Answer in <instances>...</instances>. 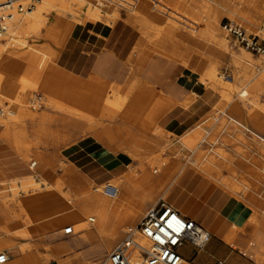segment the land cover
Returning <instances> with one entry per match:
<instances>
[{
    "label": "rangeland",
    "instance_id": "obj_1",
    "mask_svg": "<svg viewBox=\"0 0 264 264\" xmlns=\"http://www.w3.org/2000/svg\"><path fill=\"white\" fill-rule=\"evenodd\" d=\"M4 1L5 0H3V2ZM245 1H253L258 3L257 6L258 13L257 12L251 13L250 9H246L245 7L247 3ZM19 2L24 6L30 4L32 5L31 10L37 12L40 10L43 11V13L41 14V18L37 21L36 26L34 27L33 30H29V27L27 25H24L22 29L15 25L13 29L14 31L7 30L6 33L4 32L6 34L5 38L2 37L3 39H0L1 40L0 44L4 43V41H7V43H9L7 44L9 46H7L5 50H3L2 54H10L11 57H13L12 64L10 63L6 65L7 74H11L10 77L11 81L10 83L5 85L4 93H0V101L1 104L6 105L7 108L14 109L16 112L15 115L18 116L16 119H14V121L10 125L9 139H8V144H10V147L8 149H5L3 152H1L5 159L4 162L1 163H3L5 166H9L11 163L16 161L15 160L16 158L19 159L21 157L23 160H25V165L27 167V172L25 173V176L26 175L28 176L19 179L0 181V200L14 197V191H19L17 194V199L19 204H21L25 200L27 194H33L35 197H43L48 192L47 183L45 182L47 181L56 185L55 188L58 190L56 193L58 199L61 202H60V207L58 208L46 207L44 209L45 210L44 213L52 214L50 219L47 221L44 220L43 222L41 221L37 231L30 232L25 236H22L19 233H21V231L24 229L31 228V224L29 220L23 221L19 225H16L14 227V230L8 231L5 230V228H7L8 225H10V223H12L10 222V218L7 217L4 219L0 217V237L4 238L10 243L13 242L18 245H24L27 246L28 248L23 251H17L12 249L7 251L5 250L4 252L7 253V255H9V257L12 260H20V259L22 260L25 258L26 255H31L39 252L38 254L41 257L40 258L41 260L38 264H67L66 261H73L75 258L78 257L80 258L79 261H83V259H85L86 261L85 264H89L90 261H96L98 262L97 264H104L105 261L109 260L108 256L111 253L112 249L117 244H119V242L125 236H127L133 230V228H136L137 224L142 219L143 214L149 208H147L145 211L142 208V211L139 212L138 216H132L127 227L121 230V233H123L122 239L115 240L111 244H107L105 243V241H103V239L99 240L98 238H96L95 239L96 241L93 242L80 241L78 244L74 245L66 253H64L63 256L55 257L54 259H52L53 256H51L48 252L46 253L44 251V248L46 246L47 247L57 246L59 243L69 241L71 238L75 237L76 235L81 234L80 231H76V230H74L75 233L73 235L65 234L64 227H68L69 225H71V223L68 222L67 219L64 220L62 219V214H63L62 211H64L65 208L63 207H65L66 205L71 206V200L81 193V191L79 193H76L74 197L71 198L70 201L66 200L65 198L66 194L70 193L73 195L74 193V190L72 188L73 183H70V181H72L73 179L77 180L82 178V182L79 185L80 189L86 186L88 184V181L85 180V178L81 174H79L78 170L74 166L71 165L67 166L66 160L61 155L62 149L71 145L72 141L76 140L77 138L75 136L71 137L68 132V129H70L71 124L74 123V119L72 117L60 116L59 113L54 108H50V109L46 108L47 106L44 101H46L50 96L48 94H45L41 89V86L44 84V81L41 78H34L27 71L28 66L34 62L36 68L38 69V65L40 64L42 58H45L47 60H53V62L46 60L44 67L42 69H39V71H43L45 70V68H50L51 70L50 75L52 77H55L54 84L57 82L56 83L57 86H59V88L62 89H69V87L71 89L72 88L75 89L76 86L75 84H73L72 80L73 78H75L74 76L76 77L78 76L72 75V73L65 71L64 69L57 66L56 63L59 56V50L62 49L63 46L60 44V41L56 40L55 38L41 37L45 33L43 26L45 21L48 22V21H53L55 19L56 20L59 19L60 21H58L54 29H52V32L53 34H55V32L59 31L60 32L59 35H63L62 32L63 20L75 21V24L77 23L76 25H82L86 21L88 22V20H86V13H85V11L88 9L89 6L88 2L99 6H103L102 0L83 1L86 4H83L82 11H79V14L78 15L75 14L74 17H71L72 11L74 12L76 11V9L77 11L80 10L78 5V0H19ZM206 2H208V0H193V1L186 0L185 4L187 3L189 10L194 14L195 10L197 11V9L201 5H206L205 4ZM65 3L67 4L69 3V4L66 6ZM208 5L209 6L207 11L202 15L204 16L206 21H208L207 23L208 26H210L211 23L216 24L218 22L217 24L219 25V31H220L219 33L222 37L226 39L230 47L227 56L231 58H235L240 63V67L245 73H250L253 72L254 70L257 73L262 72L261 68L264 66L263 53L253 52L250 49H247L245 46L239 43V41H237V39L233 35L227 33L222 28V24L227 21H230L242 25L247 30L248 33L259 34L260 35L259 41L264 46V33L262 31L264 29V25L263 23H260V21H263L264 18L261 17V14H264V0L236 1L234 3V9L237 17L233 16L232 13L223 9V11H221L220 14L217 15L219 16L218 18L216 16L217 13L215 10L216 6H211L210 4ZM64 7L66 11H64L65 10L63 9ZM112 11L113 10L110 6H103L102 15H101L102 19L98 21V23L100 25H107L108 27H110V24L106 21L104 15L110 16ZM174 12H175L174 16L175 18H177L179 16L177 14V11L175 10ZM23 13L27 14L28 12L25 11ZM241 14L242 15L244 14V16H242V18H239ZM178 18L186 22L184 15L179 16ZM246 20L250 21L251 25L247 24ZM186 23L191 25L190 21ZM115 25H117V27L110 41V47L117 56V59H124L126 57V54H129L127 60L129 73L127 77H122V78L111 77L106 79L113 80V82L116 79L117 81L123 82L124 84L128 80V78L131 77L132 74H133L132 75L133 78H135L137 74L142 75L143 70L146 68V66L152 63L154 60L158 59V55L145 59L144 65L140 67V69L137 68L138 51L136 46L142 38L141 33L134 27L127 25L126 23L121 21H119ZM159 58L164 59L166 62H169L164 57H159ZM205 70H206V66L204 65V67L198 72L200 76L203 75ZM180 72H181V68H177V70H175V72L171 75L172 80H177V77L179 76ZM217 73L221 79H225V78L227 79L228 77L229 79H232L234 81L233 76H231V67L224 65L223 63L218 65ZM24 80H25L24 83L26 84L25 85L26 88L27 85L29 86V84L30 87H28V89H24V88L18 89L17 87L18 84H20L21 81L23 82ZM89 80H96L98 82L107 83V84L109 83L103 79H98L94 76H91ZM213 85H214L213 83H208L205 86L213 88V90H215L218 93L219 102L223 103L227 98H229L227 99L228 103L226 104L230 105L231 102H233L234 98L236 97L237 93L235 91L231 92L229 88H226L224 86H218L219 88L218 89L217 86H213ZM220 89L221 91H219ZM227 92H229L230 94ZM197 96L198 95H196V97ZM87 97H88L86 99L87 103L90 102L92 99H94L92 93H88ZM189 97L187 99H189ZM111 98L115 99L114 96H111ZM187 99L184 100L185 103ZM240 103L242 105L247 104L248 106L251 107H253L254 105L257 106L256 104H259L260 106H264V88L261 94H259L256 91L248 92L246 94V97H244ZM67 106L70 108V110L79 109V107L77 106H70V105ZM224 111L232 116H235L238 119H241V117H239L235 113H232L228 108L216 104L213 107V109L208 114H206L198 123H196L195 126L188 133H186L181 137H174L173 139H170L169 137L167 138V140L169 141H167L165 145H163L162 147L155 146L153 149L149 147V142L145 140V138L141 137L142 129L145 127L141 125L140 120L132 119V121H130L129 123V126H131L130 129H135V127L139 128L140 136L138 137V139L142 141L143 138V145L141 146L140 149H147L146 151L149 152L150 154L149 157H145L144 155L136 156L140 158V161L132 157V151H133L132 149H123L124 147L118 148L116 144L108 143L107 140L102 142V144H104L105 146L113 150L118 156H120L129 166L130 170L136 169L142 163H147L148 161H152L154 163V168L158 171L157 174L155 175L153 174L151 178H148L145 181H143L144 183L141 184L139 182L136 183V187H137L136 194L145 192L147 193L148 196L152 197L148 199V201L151 202L150 208L156 205L161 198L163 199L165 198L163 193L154 195L153 188L155 187V184L153 182H155V180L159 178L160 173L163 172L165 166H167L171 161H174L175 163L177 162L181 165L176 170L177 174L180 172V169L182 167L188 166L195 168L197 171L203 173L212 180H214L212 176H210L208 172L205 173V170L204 169L202 170L201 167L199 166H203L202 168L207 169L206 167L211 165L212 168L213 166H215L213 168L215 170L217 165H219L216 168L217 170L215 171L218 172L219 170L220 172L219 177L220 179H222L223 177H227L229 173L228 172L229 170L227 171V169L225 170V167H223L226 164L225 162H227L228 164V160H226V158L222 156L224 152L227 154H231L232 156V161H231L232 163H229L230 165L236 166L238 165V163L240 164L239 167L238 166L236 167L238 171L236 177L233 178L232 176H229L233 183L237 182L241 186L239 193H243L244 195L249 194L251 191H253V185L255 184L257 186L258 193L260 194L263 193V200H264V152L259 147V145H257V143L254 141L255 147L254 146L246 147V145L244 146L243 142L238 139L239 136H237L239 135L238 133H240V131L238 129L232 128L230 123H227L225 126H220L218 128L216 126L213 129H211L210 132L207 131L206 129H203L202 126L198 127L200 124L203 125V122L205 120L213 116H216L220 119H222L223 117L226 118L227 115L223 113ZM33 113L43 114L44 116L45 115L53 116L52 119L56 118V121L52 122L51 124L50 123L41 124V125L36 124L33 127L30 120H26L24 118L26 114H33ZM76 117H77L76 118L77 131H82L83 136L92 135L96 139L100 137H103V139H107L108 135L106 136L105 133L108 130H112L113 128L112 124H110V122L107 120L101 119L100 114L97 112L91 114L88 113V111H85L83 115L78 113ZM98 122L99 123L102 122V123H100L99 125ZM90 126L92 127V129L90 130L92 131L89 130L90 132L86 133L85 130L87 131ZM36 129L40 131V134L38 135L39 137L37 136V139L34 140L31 138V136L27 138L30 144L35 143L34 151L31 152V157L29 159H25L22 157V155L26 151L23 150L22 148L15 147V145L19 144L21 139L24 137L22 134L23 130L34 131ZM244 136L248 140V142L249 141L252 142L254 138V136H250L249 134H246ZM199 137L201 139L203 138V140H201L200 142L198 139ZM195 141L199 142V145L196 147H194V145L192 144ZM0 142L3 141L0 140ZM240 146L242 149L240 148ZM216 149L217 151H215ZM218 149L221 150L225 149V150L224 152L223 150L221 152ZM239 150L241 152H239ZM218 152H221L222 155ZM214 154H216V156ZM212 155L215 158H217L213 160V162L216 160L218 161V162L216 161L215 164L212 162V160L211 161L208 160V158L211 159L213 157ZM37 156L40 157V161L38 162V165H36V167L30 170L29 165H31L34 161H37L36 159ZM243 165H247L249 167L248 170H245L242 167ZM224 172L227 174V176H223L226 175ZM229 175H231V173H229ZM31 176L34 177L35 178L34 180L40 184L35 188H30L29 190L24 191L22 189L23 186L21 180H24ZM242 176L244 177L246 176L248 180L240 182L239 180L242 178ZM111 184L114 186L116 185L114 182H111ZM245 184L246 185L248 184L249 188L245 187ZM104 187L105 185L101 187V191H92V192L101 193L102 195L105 196L106 194L104 193ZM239 193L237 195H239ZM30 208H31L30 206L24 207L20 205H15L14 212L20 213L23 216V219H26L25 214L26 215L37 214V211ZM127 208H130V205L125 204L123 206V209H127ZM130 209H134V207H131ZM71 217L75 218L76 220L77 219L79 220V218L76 215H71ZM85 221H89V220L85 219ZM68 264H73V263L71 262Z\"/></svg>",
    "mask_w": 264,
    "mask_h": 264
},
{
    "label": "bare ground",
    "instance_id": "obj_2",
    "mask_svg": "<svg viewBox=\"0 0 264 264\" xmlns=\"http://www.w3.org/2000/svg\"><path fill=\"white\" fill-rule=\"evenodd\" d=\"M83 1L86 0H78V5L80 10L77 11L76 9V11L74 12L72 11L71 17H74L75 14L78 15L79 11H82L83 4H86ZM185 1L186 0H102V4L103 6H110L113 10L110 16L104 15L106 21L110 24V27L114 26L119 21H121L126 23L127 25L134 27L141 33L142 38L139 42L137 41L138 44L136 46L138 51L137 68L140 69V67L144 65L145 59L157 55L158 57L166 58L168 61L176 62L183 66L190 67L197 72H199L205 65L206 70L203 73V75L200 76L201 86H205L208 83H213L214 84L213 86H217V88L218 86H224L226 88H229L231 92L235 91L237 93L236 97L234 98L233 102H231L230 105L226 104L228 103L227 99H229V98L226 99L227 96L225 97L226 100L223 103L219 102L217 104L225 108H228L232 113H235L239 117H241V119H238L235 116H232L224 111L223 113L227 115L226 118L223 117L222 119H220L216 116H213L205 120L203 122V125L200 124L198 127L202 126L203 129H206L207 131L210 132V130L216 126L218 128L220 126H225L227 123H230L232 128L238 129L240 131V133H238L239 135L237 136H239L238 139L243 142L244 146L246 145V147L247 146L255 147V142H256L257 145H259V147L264 152V106H260L259 104H256L257 106L254 105L253 107H251L248 106L247 104L242 105L240 103L243 100V98L246 97V94L248 92L256 91L259 94L262 93L264 88V66L261 68L262 72L257 73L254 70L253 72L245 73L240 67V63L235 58H231L227 56L230 47L226 39L222 37L219 33L220 31H219V25L217 24L218 22L216 24L213 23L214 25L211 23V25L208 26L207 25L208 21H206V19L202 15L207 11L209 6L208 4H210L211 6H216L215 7V10L217 12L216 16L219 15L220 12L223 11L224 9L232 13L233 16L237 17V15L235 14L234 3L239 0H208V2L205 3L206 5H201L197 9V11L195 10L194 12L195 15L189 10V7L187 3L185 4ZM245 2L247 3L245 7L246 9H250L251 13L252 12L258 13L257 10L258 3L253 1H245ZM4 3L5 1L3 2V0H0V5ZM88 3H89L88 9L85 11L86 20H88V22L86 21L85 23L82 24V26L86 23L97 24L98 21L102 19L101 15H102L103 6L92 4L90 2ZM68 4L65 3L66 6ZM63 9H65V7ZM175 10L177 11V14L179 16L184 15L186 22L190 21L191 25L187 24L185 21L178 18L179 16L175 18L174 16ZM64 11H66V9ZM26 12L28 13L27 14L23 13L21 15H18L17 14L18 11L14 9L11 12V14H14L13 17L8 19L6 22L7 30L14 31L13 29L15 25L21 29L24 27V25H27L29 27V30H33L34 27L36 26L37 21L41 18V14L43 13V11L39 10L37 12L30 10ZM242 16H244V14L243 15L241 14L239 18H242ZM217 17L219 18V16ZM261 17H264V14H261ZM58 21L60 20L55 19L53 21H48V22L45 21L43 26L45 33L41 37L55 38L56 40L60 41V44L64 47L68 39L73 35L75 30L77 29L78 25H76L77 23L75 24V21L63 20L62 21L63 35H59L60 33L59 31L53 34L52 29H54ZM260 23H263L264 25V18L263 21H260ZM247 24L251 25L250 21H247ZM104 26L106 29L110 28L107 25ZM262 31L264 33V29ZM5 33L0 34L1 37L0 39L5 38L6 35ZM7 44H9L7 43V41H4V43L0 44V93H4L5 85L10 83L11 81L10 79L11 74H7L6 65L10 63L12 64L13 57H11L10 54H2L3 50H5L7 46H9ZM46 60L47 59L45 58L41 59L40 64L38 65V69L35 66V62L32 63L31 65L28 66L27 71L34 78H41L44 81V84L41 86V89L45 94H48L50 96L46 101H44L47 106L46 108L47 109L54 108L59 113L60 116L72 117L74 119V123L71 124L70 126L71 130L77 131L76 116L78 115V113L83 115L85 111H88V113L91 114L95 112L99 113L100 118L109 121L110 124H112V127L113 124L117 121L126 120L130 123L132 119L140 120L141 125L147 129L154 130V128L156 127L157 118L161 112L157 109L158 103L160 102V97L154 92L155 90L153 88H151L147 83H145L140 78L138 74L137 76H135V78H133L132 76L133 74H132L131 77H129L124 84H118V83L107 84V83L98 82L96 81L97 79L89 80V79H83L79 76L78 77L74 76L75 78H73L72 81L73 84H75L76 86L75 89L74 88L71 89L70 87L69 89H62L59 88V86H57L56 84L57 82L54 84L55 77H52L50 75L51 72L50 68H45V70L39 71V69H42L44 67ZM47 61L53 62V60H47ZM221 63L231 67V76H233L234 81L232 79H229L228 77L227 79L226 78L221 79L219 77L217 73V68L218 65ZM94 77L101 79L99 76H94ZM24 82L25 80L23 82L21 81V83L18 84L17 86L18 89L19 88L28 89V87H30L29 84V86L27 85L26 88L25 86L26 84ZM221 89L219 91H221ZM88 93H92L94 96V99L90 101L91 103L90 102L87 103L86 100L88 98L87 97ZM198 94L199 91L195 90L191 94L189 99H187L186 103L185 101L183 102L176 99L172 102V104L175 105L182 104L184 106H188L196 98V95ZM111 96H114L115 99H112ZM66 104L70 106H77L79 107V109L70 110V108ZM15 113L16 112L14 109L7 108L6 105L1 104L0 101V140L9 146H10V144H8L9 128L11 123L14 121V119L18 117L15 115ZM24 118L26 120H30L33 127L36 124L38 125L47 124V123L51 124L52 122L56 121V118L52 119L53 116H46V115L44 116L43 114H35V113L26 114ZM90 129H92L91 126L88 128L87 131L85 130V132L89 133L90 131H92ZM22 134L24 137L21 139L19 144L15 145V147L22 148L23 150H25L26 152L22 155V157L25 159H29L31 157V152L34 151L35 143L30 144L27 138L31 136L33 140L37 139V136L40 134V131L37 129L34 131L23 130ZM105 134L106 136L108 135L107 139H103V137H100L97 140L100 141L101 143L107 140L108 143L116 144L118 148L125 147V145L122 142H119L117 140L113 128L112 130H108ZM246 134H249L250 136H254L252 142L251 141L248 142V140L244 136ZM198 139L199 142L203 140V138L201 139L200 137ZM199 142L195 141L192 144L194 145V147H196L199 145ZM218 150H220L221 152L223 150L224 152L225 149L222 150L218 149ZM240 150L239 152L242 151ZM215 151H217V149ZM221 152L218 153L221 154ZM214 155L216 156V154ZM222 156H224L226 160H228V164L227 162H225L226 164L224 163L225 165L223 166L225 167V170L227 169V171L229 170L228 172L231 173V175H229L228 173L227 176L226 174L227 172L225 171L226 173L225 172L224 173L226 175L223 176H227V177H223L222 179H220L219 170H218L219 173L215 171L217 170L216 168L219 165H217L215 170L213 169L215 166H213L212 168V166L209 164H208L209 166L207 165L209 168L206 167L207 169L202 168L203 166H199V167H201L202 170L204 169L205 173L208 172L209 175L212 176L214 180L222 184L231 193L238 194L241 189V186L237 182L233 183L229 176H232L233 178L236 177V175L238 174L236 167L237 166L239 167L240 164L238 163V165L236 166H232L229 164L232 163L231 154H227L224 152ZM36 159L37 161H34L31 164V168H34L36 167V165H38V162L40 161V157L37 156ZM214 159L217 158H215L214 156L211 159L208 158V160L210 161L212 160V162ZM216 161H214L213 163L215 164ZM34 179L35 178L31 176L24 180H21L23 186L22 189L24 191H27L30 188H35L39 186L40 183H37ZM247 180L248 179L246 176L245 177L242 176V178L239 181L241 182ZM45 182L47 183L48 192L46 191L47 193L43 197H35L33 194H27V195L25 194L26 195L25 200L21 204H19L17 199V194L19 191H14V197L0 200V217L4 219L8 217L10 218V222H12L10 223V225H8L7 228H5V230L12 231L14 230V227L16 225H19L25 220H29L31 224V228L24 229L21 231V233H19L20 235L25 236L30 232L37 231L41 221L43 222L44 220L47 221L50 219L52 214H45L44 209L46 207L58 208L60 207L61 201L58 199L56 193L58 190L55 188V186L50 182L47 181ZM112 182L116 184L115 186L119 190L118 195L116 196L117 199L116 204L120 205V207L117 209V212L119 214V220L114 233L110 235L101 234L100 239H103V241H105V243L107 244H111L115 240L122 239L123 233H121V230L127 227L132 216H138L139 212H141V210L138 207H134V209H130V208L123 209V206L125 204H129L128 201L122 198V193L124 192L123 179L122 177H119L113 180ZM102 186L103 185H94L93 183L88 181V184L83 187L81 193L78 196L88 194L92 191H101ZM245 187L249 188L248 184L247 185L245 184ZM74 195H75L74 193L73 195L68 193L65 195V198L66 200L70 201L71 198L74 197ZM15 205H20L24 207L30 206L31 207L30 209L37 211V214H28V215L25 214L26 219H23V216L20 213L14 212ZM63 208L65 209L64 211H62L63 213L62 219L63 220L67 219V221L71 223V225L69 226L73 227V232L71 233V235H73L75 233L74 230H76L82 232L81 234L82 241H86L93 238V233L91 232V222L94 219V216H89V217L77 216L79 220L78 219L76 220L75 218L71 217V215H76L71 206L66 205ZM85 219H88L89 221H85ZM137 226L136 228H133L132 231H137ZM65 228L66 227H64V230ZM127 236H125L119 242V244ZM137 236L138 238H140V235L138 233ZM231 240H232L231 235H229L228 241ZM119 244H117L112 249V251ZM12 249L17 251H23L28 248L27 246L24 245H18L13 242L10 243L4 238L0 237V251L4 252L5 250L7 251ZM44 251L46 253L48 252L53 257L58 252V251L57 252L53 251L52 249H47ZM38 253L26 255L25 258L22 260L21 259L12 260L8 255L9 258L5 264H38L41 260L40 259L41 257L39 256ZM133 259L136 262L135 255ZM182 264H188V263L186 261H183Z\"/></svg>",
    "mask_w": 264,
    "mask_h": 264
},
{
    "label": "crops",
    "instance_id": "obj_3",
    "mask_svg": "<svg viewBox=\"0 0 264 264\" xmlns=\"http://www.w3.org/2000/svg\"><path fill=\"white\" fill-rule=\"evenodd\" d=\"M116 27L117 25H114L106 29L99 23L78 25L65 46L59 50L57 66L83 79H89L94 75L109 83L123 84L116 79L114 82L106 79L127 77L129 73L127 63L129 54H126L124 59H117L110 47ZM177 68H181V72L177 80H172L171 75ZM139 76L160 97L157 109L161 112L156 127L154 130L143 128L141 132V137L149 142V147L152 149L155 146L165 145L169 137L173 139L188 133L219 102L215 90L200 85V74L197 71L176 62H166L158 57L148 64L143 74ZM195 90L199 91V94L188 106L172 104L176 99L186 100ZM130 128L126 120L113 124L117 140L125 145L123 149H132V157L138 161L140 158L136 156L149 157L147 149H140L143 145V138L142 141L138 139L140 129ZM68 132L71 137L77 138L72 141L73 144L62 149L61 155L66 160L67 166H74L85 180L94 185L111 184L113 180L122 177L124 185L122 198L129 202L130 208L138 207L141 211L142 208L144 211L150 209L151 202L148 199L152 197L145 192L136 194V183H144L143 181L151 178L153 174H157L158 171L152 161L142 163L138 168L130 170L120 156L94 136H83L82 131L71 129H68ZM9 147L0 142V181L28 176H25L27 167L21 157L16 158V161L9 166L1 163L5 160L1 152ZM180 166L174 161L165 166L159 178L153 182L154 195L163 193L165 198H161L158 203L165 201L181 215L192 219L207 230L209 235L211 234L208 243L201 249L189 242L184 243L179 248L183 261L188 264H264L263 193H258L254 184L253 191L249 194L237 195L193 167H182L177 174L176 170ZM242 167L245 170L249 168L247 165ZM29 168L33 169L31 165ZM81 182L82 178L70 181L73 183L74 194L83 189V187L79 188ZM71 207L76 216H94L91 222L93 238L83 242H93L96 238L100 240L101 234L114 233L119 220L117 209L120 207L116 204V197L90 192L73 198ZM81 234L57 246H46L44 250L58 251L52 259L61 257L82 241ZM229 235L231 241H228ZM79 260L78 257L66 262L67 264L86 263L85 259ZM97 263L89 262V264ZM104 264L111 263L107 260Z\"/></svg>",
    "mask_w": 264,
    "mask_h": 264
},
{
    "label": "built area",
    "instance_id": "obj_4",
    "mask_svg": "<svg viewBox=\"0 0 264 264\" xmlns=\"http://www.w3.org/2000/svg\"><path fill=\"white\" fill-rule=\"evenodd\" d=\"M14 9L18 11L17 14H21L30 11L32 5L24 6L19 0H5L0 5V34L6 32V22L13 17L11 12ZM222 28L247 49L264 55L259 34H250L242 25L230 21L223 23ZM118 192L116 186L105 184L104 193L107 196L114 198ZM64 232L71 234L73 227H66ZM209 238V233L199 224L161 201L146 212L137 226V231L130 232L110 253L109 261L111 264H182L179 248L184 243L189 242L201 249L208 243ZM8 258L7 253L0 252V264H5Z\"/></svg>",
    "mask_w": 264,
    "mask_h": 264
}]
</instances>
